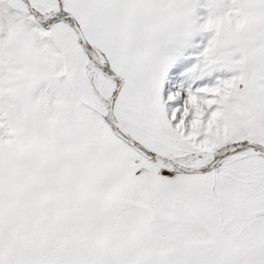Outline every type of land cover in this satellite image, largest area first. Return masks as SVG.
Instances as JSON below:
<instances>
[{"label":"snow or ice","instance_id":"snow-or-ice-1","mask_svg":"<svg viewBox=\"0 0 264 264\" xmlns=\"http://www.w3.org/2000/svg\"><path fill=\"white\" fill-rule=\"evenodd\" d=\"M0 264H264V0H0Z\"/></svg>","mask_w":264,"mask_h":264}]
</instances>
